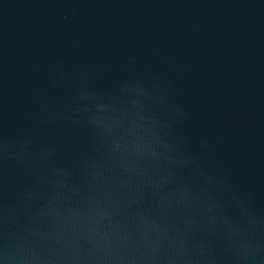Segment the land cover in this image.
Segmentation results:
<instances>
[{"label":"water","instance_id":"95a60500","mask_svg":"<svg viewBox=\"0 0 264 264\" xmlns=\"http://www.w3.org/2000/svg\"><path fill=\"white\" fill-rule=\"evenodd\" d=\"M0 264H264V0H0Z\"/></svg>","mask_w":264,"mask_h":264}]
</instances>
